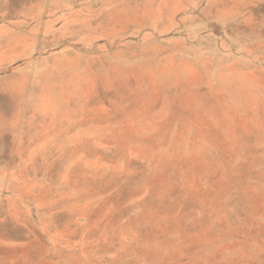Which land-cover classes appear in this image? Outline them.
<instances>
[{
  "label": "rangeland",
  "instance_id": "374dc122",
  "mask_svg": "<svg viewBox=\"0 0 264 264\" xmlns=\"http://www.w3.org/2000/svg\"><path fill=\"white\" fill-rule=\"evenodd\" d=\"M0 264H264V0H0Z\"/></svg>",
  "mask_w": 264,
  "mask_h": 264
}]
</instances>
